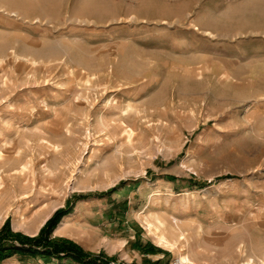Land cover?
I'll use <instances>...</instances> for the list:
<instances>
[{"label":"rangeland","instance_id":"374dc122","mask_svg":"<svg viewBox=\"0 0 264 264\" xmlns=\"http://www.w3.org/2000/svg\"><path fill=\"white\" fill-rule=\"evenodd\" d=\"M2 151L47 197L16 202L0 231L34 238L73 204L55 237L110 264L189 255L161 234H252L263 251L264 0H0Z\"/></svg>","mask_w":264,"mask_h":264},{"label":"bare ground","instance_id":"6f19581e","mask_svg":"<svg viewBox=\"0 0 264 264\" xmlns=\"http://www.w3.org/2000/svg\"><path fill=\"white\" fill-rule=\"evenodd\" d=\"M126 135L128 137L127 144L130 145L131 143H133L134 131L127 130ZM5 146L7 145L5 144ZM53 148H52L53 150L58 149V148L56 149L55 146ZM3 151L0 152V167L5 166L6 164H9L10 166L9 168L6 167L8 169L6 173L4 171H0V224L1 223L3 224V222L6 219H8L9 215L13 212V207L15 206L16 202L29 201L33 196L37 197V199L47 197V194H46L47 191L46 192L40 191V192H35L33 194H30L29 184L26 180L27 174L29 173L30 165L26 163V164H23L21 167H17V162L7 157ZM6 168H3V169H6ZM36 201L38 200H36L35 198H32V204H36ZM57 207L58 206H55L50 209V207L47 206L45 210L39 212V214H42L41 222L43 223L45 220H47L51 216L52 212ZM158 220L160 221L159 218ZM72 222L73 221H71V218H67L61 224L57 233L58 234L66 233L68 229L70 230ZM188 223L190 225V222ZM159 224L161 227L164 228L165 223L162 224V222H160ZM148 228L151 233L153 232L155 235H158L155 232L158 233L159 227L154 225V223L148 222ZM167 228H168V224H167ZM250 231L251 229H249V233ZM95 233H91V235L95 236ZM80 234L82 233L80 232L77 235H80ZM197 241H198L197 243L192 244L190 241V237H187L186 239L184 235H179L175 241H169L168 234L167 236L163 234L157 236V243L159 246L166 248V249H171V250H174V249L178 250L180 248L182 252L187 251V253H189V255H184L179 259V264H241V263L242 264H264V255H263L264 253H261L264 250L259 251L258 247L260 248V246L257 247V245L261 244V248H263L262 247L263 244L262 243L257 244V239L252 234H248L246 236L232 234L230 236L223 237V238L198 237ZM191 244L194 245V248ZM257 252H259V254H262L263 257L260 258Z\"/></svg>","mask_w":264,"mask_h":264},{"label":"trees","instance_id":"16d2710c","mask_svg":"<svg viewBox=\"0 0 264 264\" xmlns=\"http://www.w3.org/2000/svg\"><path fill=\"white\" fill-rule=\"evenodd\" d=\"M229 178H221V180ZM171 180L174 181L175 179L171 178ZM73 211V204H68L66 208L58 210L41 229L38 236L34 238L14 233L10 222L7 221L0 231V264L15 257H19L23 263L38 259L45 262V264L112 263L105 255L99 257L93 255L72 241L53 238V234L62 220L72 214Z\"/></svg>","mask_w":264,"mask_h":264},{"label":"crops","instance_id":"0c3cea01","mask_svg":"<svg viewBox=\"0 0 264 264\" xmlns=\"http://www.w3.org/2000/svg\"><path fill=\"white\" fill-rule=\"evenodd\" d=\"M171 180V179H170ZM73 214V213H72ZM72 214H70L69 216H67V217H65L63 220H62V222L60 223V225L58 226V228H57V230L54 232V234L55 233H57V231L59 230V228H60V226H61V224L65 221V219H67V218H69V217H71L72 216ZM53 234V238H61V239H66V238H64V237H55V235ZM38 235V234H37ZM37 235H34V236H37ZM60 235V234H59ZM66 240H68V239H66ZM70 241V240H69ZM161 247V246H160ZM133 248H134V250L135 251H138L139 253H142V255H143V253L144 252H151V254H153V255H155V256H160V258H163L164 259V257H166L168 254H166V252L165 251H163L162 249H159V248H157V247H155L153 244L151 245V244H142V243H140V244H138V245H136V244H134L133 245ZM10 260V259H9ZM161 260V259H160ZM8 261V260H7ZM45 263V262H44ZM3 264V263H2ZM53 264H58V263H53ZM65 264H70V263H65ZM160 264H162V261L160 262Z\"/></svg>","mask_w":264,"mask_h":264}]
</instances>
